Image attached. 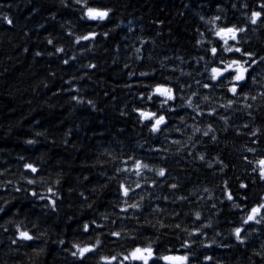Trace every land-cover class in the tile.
<instances>
[{
  "label": "trees",
  "instance_id": "1",
  "mask_svg": "<svg viewBox=\"0 0 264 264\" xmlns=\"http://www.w3.org/2000/svg\"><path fill=\"white\" fill-rule=\"evenodd\" d=\"M261 3L0 0V264H104L149 245L188 264H264V222L243 224L264 203V13L251 23ZM87 7L110 16L89 21ZM233 25L245 31L229 44L257 61L238 96L227 82L203 87L219 63L215 31ZM157 84L176 97L163 109L162 98L147 99ZM134 109L164 114L166 124L154 134ZM137 160L147 165L140 175ZM18 227L34 239L19 240ZM73 245L96 251L81 260Z\"/></svg>",
  "mask_w": 264,
  "mask_h": 264
},
{
  "label": "snow or ice",
  "instance_id": "2",
  "mask_svg": "<svg viewBox=\"0 0 264 264\" xmlns=\"http://www.w3.org/2000/svg\"><path fill=\"white\" fill-rule=\"evenodd\" d=\"M79 2V0H77ZM259 11H253L251 14V23L256 24L258 19L261 18L262 13H264V3H261L259 5ZM110 16V10H101L99 8L95 7H87L86 11L84 12V17H86L89 21H98L102 22L105 21ZM215 20H219L220 17L217 16L214 18ZM4 20L11 24L12 21L5 16ZM245 29L242 27H236L235 25L229 27H218V29L215 31V36L218 38L219 41L222 42V44H217L215 47H212L210 49V52L213 57V63L216 62V59L219 57V63L216 64V66L211 67L210 75L208 76V80H210L212 83L205 82L203 84V87L205 89H208L210 87H215L217 85L223 86L225 82H227L228 87L227 91L231 93L233 96H238L240 92L243 91V87L247 84V78L248 76L252 75L253 65L257 63V61L253 58V54L247 51H243L241 47L230 45V41H237L238 33L244 32ZM96 36V33L92 32L88 35H83L77 38V43L80 41H88L90 39H94ZM49 44L52 43L51 40L48 41ZM199 44L200 41H197ZM224 53H240L242 57H248V59L241 60V59H230L225 60L223 57L220 56V50ZM62 49L57 48L56 52H61ZM36 55H40L39 52L36 53ZM262 62H264V57L260 58ZM65 64L68 63L67 60L64 61ZM141 75H147V73H141ZM253 82L255 83V77H253ZM197 83H200L197 81ZM195 95V93H193ZM162 98L159 100L160 108L163 109L165 106L168 105L169 101H173L176 99L174 95V91L172 87H166L162 86L160 84H157L155 88L152 90V93L148 95L147 99L150 103L155 102L156 99ZM247 98V97H245ZM73 99H76V97H73ZM207 99V97H205ZM253 100L256 99V97H252ZM233 101L229 100L228 105H232ZM191 107V104L188 105ZM221 107H225V105H221ZM134 111L138 112L139 120L141 123H144L146 127L150 128V131L152 133H157L161 130V126L166 124V116L164 114H158L157 112L153 111H146V110H140V109H134ZM168 112H174L175 109L168 107ZM201 113H197V115H200ZM213 112H209L208 115L211 116ZM183 120V118H181ZM199 131V129H197ZM211 131V128L208 129L207 132L204 133L205 136L208 135V132ZM213 140H215V137H212ZM29 143H32L29 141ZM131 159V158H130ZM203 159V157H201ZM259 164V178L264 181V159H260L257 161ZM25 169L30 170L32 173H36L38 170L36 167H34L32 164H25ZM146 164H142L141 161L137 160L135 161V168H136V175H140V169L146 168ZM119 171V170H118ZM151 171V169H149ZM255 171V169H254ZM157 175L164 176L165 170L161 168ZM34 180H28L29 184H33ZM140 185L137 184V187ZM121 189L123 190V194L127 196L129 194V190L124 188V185H120ZM172 187H176V185H172ZM241 188L246 187V185L241 184ZM19 190V189H17ZM49 193H51L53 196L56 195L55 192L52 191L51 188L48 189ZM31 195L33 197H37L38 194L36 192H32ZM39 199H47V197L40 195L38 197ZM228 199L232 200V196L228 195ZM48 204L53 206V210H55V200L48 199ZM132 207H136V205H132ZM0 211H3L2 208H0ZM123 211V210H122ZM259 217V219H257ZM197 219H199V214H197ZM250 222H255L257 224L264 222V203H260L258 206H254L251 208L249 214L247 215V218L243 220V224H249ZM99 227V226H97ZM84 231L88 232L90 230V225L88 223H85ZM18 232V239L22 241H31L34 239L32 235L29 234L26 230H21V228H17ZM242 228L236 227L234 228V235L236 237V240L239 243H244L243 239L241 238ZM111 236L113 237H119L121 234L119 232H111ZM13 243H16V240H13ZM63 243V241H61ZM99 240L97 241V244H99ZM74 248L77 249L76 252H73V257L77 256V252L79 253V259L83 260L86 259V254L93 253L96 251V247L92 246H84V247H78L77 245H73ZM184 247H188V245H184ZM104 261V264H113L114 261H118V264H160V262H163V264H188L189 257L188 255H157L154 248L149 246H135L131 248L130 251H127L122 257L118 256H111L108 257H102L101 258ZM204 259L206 261L211 260L212 258L210 256H205Z\"/></svg>",
  "mask_w": 264,
  "mask_h": 264
}]
</instances>
